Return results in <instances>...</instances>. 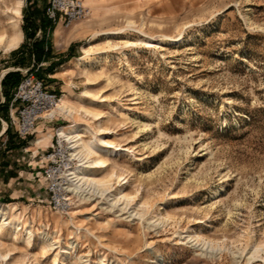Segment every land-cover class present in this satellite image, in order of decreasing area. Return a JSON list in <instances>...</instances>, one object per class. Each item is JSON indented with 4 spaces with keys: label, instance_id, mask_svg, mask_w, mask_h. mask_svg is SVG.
I'll return each mask as SVG.
<instances>
[{
    "label": "rangeland",
    "instance_id": "obj_1",
    "mask_svg": "<svg viewBox=\"0 0 264 264\" xmlns=\"http://www.w3.org/2000/svg\"><path fill=\"white\" fill-rule=\"evenodd\" d=\"M46 3L23 0L22 40L7 53L0 49V77L15 72L20 80L30 68L60 96L84 88L103 96L101 124L129 149L111 164L127 174L126 191L137 196L124 206L70 191L68 210L53 208L42 174L52 143L37 148L38 132L21 138L4 124L3 95L11 97L15 86L0 80V206L33 232L30 247L23 230L16 241L9 228L0 235L10 264H76L54 263L59 247L43 253L42 234L54 247L74 245L83 264H264V0H103L63 30L78 34L63 46L54 43L57 24L43 30ZM119 27L126 30L113 39L101 34ZM182 28L176 43L122 46ZM43 36L47 48L36 62L30 50ZM81 56L94 59L92 67L79 63ZM51 119L38 124L53 132L69 124L63 116ZM195 232L222 247L202 245L190 237ZM253 242L263 246L247 262Z\"/></svg>",
    "mask_w": 264,
    "mask_h": 264
},
{
    "label": "bare ground",
    "instance_id": "obj_2",
    "mask_svg": "<svg viewBox=\"0 0 264 264\" xmlns=\"http://www.w3.org/2000/svg\"><path fill=\"white\" fill-rule=\"evenodd\" d=\"M98 0H83V5L86 8L94 7L93 3ZM0 12L6 17V23L0 25V49L7 53L20 44L22 40V30L19 26L18 18L23 7V0H0ZM19 13V15H17ZM77 22V21H75ZM74 23V22H73ZM72 23V24H73ZM132 20L127 19L126 26H131ZM61 25L57 28L58 33L61 30ZM139 29V28H138ZM126 27H119L113 30H103L101 34L107 38L113 39L118 34L124 33ZM182 30H179L176 35L160 34L156 38L149 35L137 40L125 39L122 46H134L144 44L148 47L157 46L162 42L168 44L176 43L182 40ZM141 31V30H140ZM97 31L91 32V37L95 36ZM60 34V33H59ZM110 40H108L109 42ZM64 42V41H63ZM113 46H116L115 44ZM90 48H83L84 56L90 53ZM102 54L104 51L102 50ZM84 56L78 57L77 60L81 64H87L88 68L92 67L94 59H85ZM90 80L89 78H87ZM83 96L88 97V101L83 100ZM105 99L96 93L84 88L80 93L70 96L65 94L59 96L57 105L46 115L49 118H57L63 116L69 120V124L60 125L54 130V134H58L61 141V153L64 154V169L61 170L62 175L67 181L68 190L73 192L79 199H91V196L99 195L107 197L112 203L116 204L119 201L124 203V206L131 203L136 193L126 191L128 183L127 174L120 171L117 166L111 164L110 157L128 152V148H123L119 143L115 142L109 135H115V130L101 124V118L104 113L97 106ZM78 102V103H77ZM5 124V122H4ZM41 123L38 127V137L35 140V145L45 146L48 138L51 136V131L46 136L41 133ZM94 124V125H93ZM6 125V124H5ZM35 130V127H34ZM51 130V129H50ZM217 194V192L215 193ZM140 205H147L145 201H140ZM122 208V207H121ZM159 217L167 221L168 213H160ZM201 222V220H200ZM203 222V220H202ZM7 231L8 237L14 241L19 239L21 230L24 231L22 240L27 247L33 244V232L30 227H23L21 221H11L6 214V208L0 206V235ZM190 237L199 241L202 245H207L210 248H221L220 242L206 238L195 232ZM39 245L42 252L45 253L49 249L59 247V253L54 255V263L63 262L66 259H73L76 264H83L81 257H77L74 245L67 248L60 246L54 247V242L49 236L42 234ZM262 243L253 242L251 244V255L247 262L257 257L258 251L261 250ZM62 258H57V256ZM10 250L0 252V260H4L6 264H10ZM264 260V259H263ZM97 263V262H96ZM97 264H104L100 260ZM156 264H161L159 261ZM247 264V263H246Z\"/></svg>",
    "mask_w": 264,
    "mask_h": 264
},
{
    "label": "built area",
    "instance_id": "obj_3",
    "mask_svg": "<svg viewBox=\"0 0 264 264\" xmlns=\"http://www.w3.org/2000/svg\"><path fill=\"white\" fill-rule=\"evenodd\" d=\"M85 13L83 0H47L44 8V16L51 24L60 23L63 29L82 19ZM59 96L48 90L43 80L27 68L12 92L5 124L14 126L19 137H26L34 131L37 122H51L52 119L46 115L57 105ZM49 148L44 157L46 165L42 169L44 180L48 182L49 202L53 208L66 211L70 206L71 192L61 173L65 163L58 134H53Z\"/></svg>",
    "mask_w": 264,
    "mask_h": 264
},
{
    "label": "trees",
    "instance_id": "obj_4",
    "mask_svg": "<svg viewBox=\"0 0 264 264\" xmlns=\"http://www.w3.org/2000/svg\"><path fill=\"white\" fill-rule=\"evenodd\" d=\"M43 27L45 30L46 27L53 29L54 25L51 24V22L44 16V19L42 21ZM45 35V34H44ZM44 48H47V40L45 39V37L43 36L39 41H35L31 47L30 53L33 55V59L38 62L41 59V55L43 54ZM15 65H18L15 64ZM16 73L15 72H7L6 74H4V76L1 79V84L3 87H12V86H16L19 82V78L16 77ZM38 77V76H37ZM5 97V102H6V110H7V104H9L10 102V96L8 94V92L6 91L5 94L3 95ZM5 105H3L4 107Z\"/></svg>",
    "mask_w": 264,
    "mask_h": 264
},
{
    "label": "crops",
    "instance_id": "obj_5",
    "mask_svg": "<svg viewBox=\"0 0 264 264\" xmlns=\"http://www.w3.org/2000/svg\"><path fill=\"white\" fill-rule=\"evenodd\" d=\"M103 0H98V1H95L94 3H93V6L95 7V5L97 6V4L99 3V2H102ZM61 24L60 23H57V27H59ZM62 27V26H61ZM63 30L64 29H61L60 30V34H56V28H55V30H54V43H55V46L57 45V46H63V45H65L68 41H69V39L70 38H72L73 36H75V35H78L77 34V32H76V30H72L71 32H70V34H68L67 36H65L64 34H63ZM63 41H65V42H63ZM70 43V41L68 42V44ZM67 44V45H68ZM2 79V76L0 77V80ZM38 125V122H37V124H36V126ZM47 126H42L41 127V133L42 134H44L45 136L48 134V132H49V130H47V128H46ZM45 130H47V131H45ZM34 132L37 134V132H38V129H36V130H34ZM53 134H54V132L51 130V136L48 138V140H47V142H45L46 143V145H45V147H49L50 145H49V143L51 142L52 143V138H53ZM37 137V136H36ZM36 140V139H35Z\"/></svg>",
    "mask_w": 264,
    "mask_h": 264
},
{
    "label": "snow or ice",
    "instance_id": "obj_6",
    "mask_svg": "<svg viewBox=\"0 0 264 264\" xmlns=\"http://www.w3.org/2000/svg\"><path fill=\"white\" fill-rule=\"evenodd\" d=\"M17 15H19V13H17Z\"/></svg>",
    "mask_w": 264,
    "mask_h": 264
}]
</instances>
